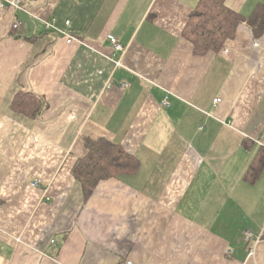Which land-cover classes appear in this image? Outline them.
Masks as SVG:
<instances>
[{
    "label": "crops",
    "instance_id": "0c3cea01",
    "mask_svg": "<svg viewBox=\"0 0 264 264\" xmlns=\"http://www.w3.org/2000/svg\"><path fill=\"white\" fill-rule=\"evenodd\" d=\"M21 2L33 15L0 6V264H264V169L243 179L264 147V34L241 23L195 54L198 0ZM225 3L246 16L264 0ZM19 90L44 97L39 118L12 109ZM85 135L140 159L87 200Z\"/></svg>",
    "mask_w": 264,
    "mask_h": 264
},
{
    "label": "trees",
    "instance_id": "16d2710c",
    "mask_svg": "<svg viewBox=\"0 0 264 264\" xmlns=\"http://www.w3.org/2000/svg\"><path fill=\"white\" fill-rule=\"evenodd\" d=\"M225 1L198 0L189 13L182 35L192 43L195 54L218 51L225 40L235 37L241 23H245L255 37L264 34V3H258L249 15L244 16L228 7ZM11 107L16 112L39 118L47 107V102L42 95L33 91L19 90L12 99ZM83 139L87 153L76 161L72 172L81 183L84 200L92 195L99 181L132 174L139 169L140 159L128 153L119 142L87 135ZM243 146L249 149L250 143L244 139ZM263 169L264 147H260L248 165L243 179L254 183Z\"/></svg>",
    "mask_w": 264,
    "mask_h": 264
},
{
    "label": "built area",
    "instance_id": "2783aa9c",
    "mask_svg": "<svg viewBox=\"0 0 264 264\" xmlns=\"http://www.w3.org/2000/svg\"><path fill=\"white\" fill-rule=\"evenodd\" d=\"M6 4H8V5L14 7L15 9H18V8H19V9H25V10L27 11V13L33 15L31 12H29V10H28L27 8H25V7L23 6L21 0H0V6H4V5H6ZM42 21L45 23V26H46L47 29L59 30V31H61L62 33H64L65 36H66V42H67V43H71V42H74V41L84 43L83 41H80V40H79L78 38H76L75 36L68 34V33H67L65 30H63L60 26H59V27L56 26V24H55V19H54V18H53L52 20H42ZM69 22H70V20H66V21H65V24H67V23H69ZM12 26H13V28H17V27L19 26V22H18V21H15V22L13 23ZM108 39H109V41H110V43H111V45H112V52H111V55H112V56L117 55V52H118V51L123 50V45L117 40L116 37H114V36H112V35H108ZM108 57H109V55H108ZM115 63H116L117 65H119V66L121 65L120 60H117ZM111 84H112V81L109 82V86H110ZM120 85H121L122 88H127V86H128L127 82H122ZM220 100H221V98L218 97V98L215 99V102H218V101H220ZM169 104H170V102H169L168 96H166V97L162 100V105H163V106H169ZM31 184H32L33 186H38V185H39L38 180L33 181ZM253 236H255V235H254L252 232H247V235H246L247 238L250 239V238H252ZM53 241H54V240H53ZM255 242H257V238H256ZM255 242H254V244H252V246H251L249 252H252V250H253V245H255ZM229 252H230V250H229ZM125 264H134V263H133V261H132L131 259H126Z\"/></svg>",
    "mask_w": 264,
    "mask_h": 264
},
{
    "label": "rangeland",
    "instance_id": "374dc122",
    "mask_svg": "<svg viewBox=\"0 0 264 264\" xmlns=\"http://www.w3.org/2000/svg\"><path fill=\"white\" fill-rule=\"evenodd\" d=\"M59 22V21H58ZM63 23H64V21H63ZM67 24H69V23H67ZM66 24V25H67ZM248 232H250V231H248ZM246 233V235H247V231L245 232ZM256 246L255 245H253V250H252V252L254 251V248H255ZM252 252H250V254L252 255Z\"/></svg>",
    "mask_w": 264,
    "mask_h": 264
},
{
    "label": "bare ground",
    "instance_id": "6f19581e",
    "mask_svg": "<svg viewBox=\"0 0 264 264\" xmlns=\"http://www.w3.org/2000/svg\"><path fill=\"white\" fill-rule=\"evenodd\" d=\"M252 246V245H251Z\"/></svg>",
    "mask_w": 264,
    "mask_h": 264
}]
</instances>
